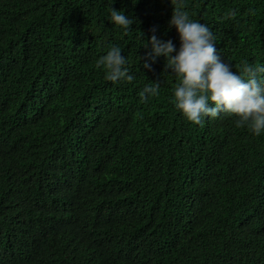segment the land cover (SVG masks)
Instances as JSON below:
<instances>
[{
    "label": "trees",
    "instance_id": "obj_1",
    "mask_svg": "<svg viewBox=\"0 0 264 264\" xmlns=\"http://www.w3.org/2000/svg\"><path fill=\"white\" fill-rule=\"evenodd\" d=\"M177 3L233 72L264 66V0H0V264H264V132L188 121L164 57L143 68L153 34L179 50ZM111 46L132 82L96 66Z\"/></svg>",
    "mask_w": 264,
    "mask_h": 264
},
{
    "label": "clouds",
    "instance_id": "obj_2",
    "mask_svg": "<svg viewBox=\"0 0 264 264\" xmlns=\"http://www.w3.org/2000/svg\"><path fill=\"white\" fill-rule=\"evenodd\" d=\"M110 21L127 33L132 30L130 26L134 19L125 15L123 10L111 8ZM170 26H175L179 34V50L172 40L161 41L153 34L149 41L151 51L142 59L145 61L143 68L151 70V64L164 57L165 68L171 69L179 78L174 89L175 107L195 124H200L202 118H216L221 113H227L238 117L237 127L246 126L257 136L264 132V66L244 61L241 74L233 72L231 65L221 61L217 55L212 29L190 19L180 3L173 7ZM152 31L155 33V29ZM121 53L119 46H111L106 55L97 60L96 66L106 70L107 81L132 82L135 79L129 74L127 58ZM159 88L158 82L146 85L139 92L141 101L146 102L151 96L158 95ZM85 216L75 208L70 213V226ZM90 219L91 227L98 225V218Z\"/></svg>",
    "mask_w": 264,
    "mask_h": 264
}]
</instances>
